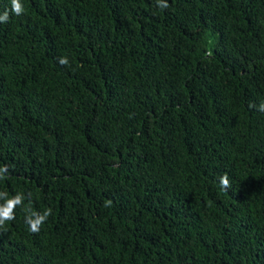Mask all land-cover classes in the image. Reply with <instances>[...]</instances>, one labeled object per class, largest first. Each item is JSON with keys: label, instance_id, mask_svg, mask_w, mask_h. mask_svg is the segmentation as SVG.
Instances as JSON below:
<instances>
[{"label": "trees", "instance_id": "1", "mask_svg": "<svg viewBox=\"0 0 264 264\" xmlns=\"http://www.w3.org/2000/svg\"><path fill=\"white\" fill-rule=\"evenodd\" d=\"M21 3L0 0V191L25 195L0 264H264V0ZM28 208L52 209L39 233Z\"/></svg>", "mask_w": 264, "mask_h": 264}, {"label": "clouds", "instance_id": "2", "mask_svg": "<svg viewBox=\"0 0 264 264\" xmlns=\"http://www.w3.org/2000/svg\"><path fill=\"white\" fill-rule=\"evenodd\" d=\"M158 6L161 9H166L169 7L167 0H157ZM11 13L15 15H22L25 11L21 0H11ZM10 19L9 11H5L3 15H0V22H8ZM59 63L62 65H68L69 60L67 57H62L59 59ZM250 107H258L260 112H264V102L260 103L258 106L251 104ZM9 178V166L4 165L0 167V180ZM220 184L223 189L231 187L230 180L227 174H224L220 178ZM25 195L23 193H17L11 198L8 197V193L0 191V227H3L6 222L14 221L16 219V209L24 205ZM28 215H26L25 223L29 226V230L32 233H39L43 224L52 215V209L47 208L45 211L38 212L33 211L31 208L26 209Z\"/></svg>", "mask_w": 264, "mask_h": 264}]
</instances>
